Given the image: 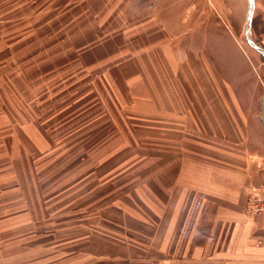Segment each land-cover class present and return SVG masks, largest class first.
<instances>
[{"label": "rangeland", "instance_id": "374dc122", "mask_svg": "<svg viewBox=\"0 0 264 264\" xmlns=\"http://www.w3.org/2000/svg\"><path fill=\"white\" fill-rule=\"evenodd\" d=\"M233 2L0 0V264L101 263L93 231L171 159L163 124L252 71Z\"/></svg>", "mask_w": 264, "mask_h": 264}, {"label": "crops", "instance_id": "0c3cea01", "mask_svg": "<svg viewBox=\"0 0 264 264\" xmlns=\"http://www.w3.org/2000/svg\"><path fill=\"white\" fill-rule=\"evenodd\" d=\"M230 7L221 33L239 46L232 30L244 33L252 71L220 72L221 86L205 90L217 99L189 101L187 116L163 124L171 159L147 172L138 208L124 202L122 215L93 231L100 264H264V215L247 212L249 193L264 184V50L253 32L264 0H245L244 16L237 0Z\"/></svg>", "mask_w": 264, "mask_h": 264}, {"label": "built area", "instance_id": "2783aa9c", "mask_svg": "<svg viewBox=\"0 0 264 264\" xmlns=\"http://www.w3.org/2000/svg\"><path fill=\"white\" fill-rule=\"evenodd\" d=\"M247 212L252 215H264V184L249 193Z\"/></svg>", "mask_w": 264, "mask_h": 264}, {"label": "trees", "instance_id": "16d2710c", "mask_svg": "<svg viewBox=\"0 0 264 264\" xmlns=\"http://www.w3.org/2000/svg\"><path fill=\"white\" fill-rule=\"evenodd\" d=\"M255 20H253V23H254Z\"/></svg>", "mask_w": 264, "mask_h": 264}]
</instances>
